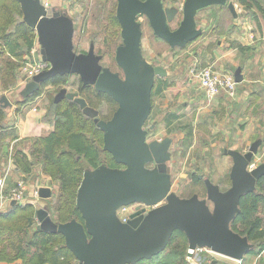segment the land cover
<instances>
[{
	"label": "water",
	"instance_id": "1",
	"mask_svg": "<svg viewBox=\"0 0 264 264\" xmlns=\"http://www.w3.org/2000/svg\"><path fill=\"white\" fill-rule=\"evenodd\" d=\"M23 22L36 33L39 57L49 70L34 76L20 95L27 98L42 84L56 76L77 75L84 86H94L99 93L111 97L118 109L107 122L99 121L98 112L85 100L61 90L56 100L66 98L79 106L82 114L92 119L104 133V150L123 169L100 167L85 174L76 196V208L82 222L56 224L44 209L36 210V230L64 237L65 247L77 264H136L159 255L167 248L174 231L183 232L188 248H206L212 253L241 261L253 246L248 239L235 234L230 224L238 213L242 198L256 189L264 175V163L248 170L261 140L255 141L247 153L225 151L232 158L231 187L225 193L206 182V197L180 198L171 192L166 164L172 140L146 142L144 123L151 111V89L155 77L164 78L166 71L142 61V36L138 17L144 16L153 35L170 48H182L197 39L195 16L211 6H227L237 18L233 0H184L179 26L171 30L175 11L164 9L162 0H116V19L123 45L115 52V62L124 75L102 69L101 57L90 45L87 54L73 51L74 23L71 18L48 10L41 0H17ZM234 82L241 83L240 69L233 70ZM1 105L10 106L6 96ZM154 164L153 170L146 165ZM38 197L49 200V188H38ZM16 205V202H11ZM136 204L156 206L148 213L136 208L127 223L121 224L116 211Z\"/></svg>",
	"mask_w": 264,
	"mask_h": 264
},
{
	"label": "crops",
	"instance_id": "2",
	"mask_svg": "<svg viewBox=\"0 0 264 264\" xmlns=\"http://www.w3.org/2000/svg\"><path fill=\"white\" fill-rule=\"evenodd\" d=\"M44 1L48 2V8L52 13H63L66 8L64 4L60 5L54 0ZM257 1L264 10V0ZM234 8L237 18L233 17L227 6H211L199 10L195 16L199 36L195 42L185 47L170 48L157 38L169 48L170 60L174 64L179 61L174 55L183 53L182 62L177 68L171 73L166 70V75L162 78L180 83L181 95L175 100L171 91L166 90L157 97V101L155 99L157 104L155 102L153 109V112L157 109V117L154 120L156 129L159 119H164L163 126L159 127V130H162V135H168L172 140L168 151L170 158L166 164L167 174L171 180L169 168L171 158L181 154L185 156L187 150L193 146L194 138H197L203 146L218 145V151L214 150L211 155L206 153L202 157H193L191 161L210 159L213 173L209 175L212 178L197 177L200 181L203 180L204 187L208 182L222 193L231 187L230 173L233 166L232 158L225 151L245 154L257 140H261L260 146L264 147V16L257 10H252L255 19H242L238 4L234 3ZM177 16L178 14L175 15L174 21ZM195 44L197 46L194 47ZM36 49L39 50L37 42ZM27 58L29 57L26 56L25 59ZM195 64L199 67L211 66L213 69L229 72L232 75L233 70L240 69L242 81L236 84L235 95L229 97L224 92H220L208 102L198 81L189 74V69ZM7 93L15 98L12 90H8L0 91V99ZM17 99L15 102L8 100L10 106L6 107L0 103V112L3 114V119L0 121V179L3 180L5 189L23 180L27 184V189L28 185L32 187L31 190L28 189L26 200H30L32 204H29L36 207V210L44 209L48 200L41 198L34 200L33 188H40L39 186L54 188V186H51L48 177L41 175L38 169L32 171L30 175L16 171L13 156L15 149L28 154L33 140L45 137L50 132V127L43 119L46 109L41 107L42 95L24 103H22L23 99ZM19 103L21 106L18 105ZM191 111L192 115L189 116ZM196 111L200 113L199 118L194 115ZM197 133L201 134L197 135ZM153 134L151 140L158 142L164 138H153ZM185 144L190 147L185 149L186 151L183 148ZM251 163L256 165L264 163V150H259L252 157ZM208 172L204 168L202 173L208 174ZM205 197L206 187L204 197L201 198ZM13 207L15 205L11 202L0 199V214L8 213ZM35 222L37 226V220ZM203 256H198L200 258L197 260L198 264H264V251L245 255L241 261L221 256H204V258ZM0 264L23 263L21 259H17L13 262L2 260ZM72 264H77L75 259Z\"/></svg>",
	"mask_w": 264,
	"mask_h": 264
},
{
	"label": "trees",
	"instance_id": "3",
	"mask_svg": "<svg viewBox=\"0 0 264 264\" xmlns=\"http://www.w3.org/2000/svg\"><path fill=\"white\" fill-rule=\"evenodd\" d=\"M179 2L182 3L175 0L171 6L178 5ZM233 2L240 7L242 19H255L252 10H257L264 16V10L257 0ZM107 18L113 37L119 35L120 26L115 12H109ZM35 43L36 33L23 22L19 2L0 0L1 92H20L23 89V86H17L20 68ZM67 81V76H56L50 79L47 85L59 89L67 85ZM180 88L181 84L177 81L159 78L153 86V95L160 96L164 91L170 90L177 98ZM40 92L41 88L30 98ZM98 97L108 101L105 94L100 93ZM18 105L21 106V103ZM2 119L3 114L0 112V121ZM44 121L50 126L47 136L34 139L28 154L15 149L13 159L16 171L30 175L39 167L41 174L50 178V184L57 186V193L44 207L54 223L65 224L73 220L82 222L76 208V196L84 175L103 166L109 169L123 167L117 165L104 150L102 130L97 128L93 120L85 117L74 102H52ZM184 146L186 150L189 148L187 144ZM192 176L195 183L202 181L203 185V180ZM35 220L36 207L30 204L15 205L8 213L0 214V261L13 262L21 259L23 264H72L74 257L65 247L64 237L36 230ZM230 229L235 234L247 238L253 246L247 255L264 251V175L257 180L255 191L242 198ZM187 250L188 241L184 233L174 231L164 252L136 264H189L186 260Z\"/></svg>",
	"mask_w": 264,
	"mask_h": 264
},
{
	"label": "rangeland",
	"instance_id": "4",
	"mask_svg": "<svg viewBox=\"0 0 264 264\" xmlns=\"http://www.w3.org/2000/svg\"><path fill=\"white\" fill-rule=\"evenodd\" d=\"M54 1L60 3V5L64 4V6H66V8L64 9V14L70 17L71 19H73L75 23V36L73 40L74 52H80V51L86 52L90 45L92 44L95 45L96 54H99L103 57L102 67L104 68V70L121 76L122 71L115 62V52L117 47L123 45V39L121 38V31H119V35L117 34L114 35L113 37L110 24L107 18L109 12L110 14L113 11L116 13V6H117L116 0H54ZM180 1L182 2V0ZM183 2L181 4L179 2V4L174 7L171 6V3H175L174 0L162 1L164 9L175 11V15L178 14L176 20L175 21L173 20L169 24L171 30H175L180 24L182 18L181 7ZM138 23H140L142 30V36L140 41V55L142 57V61H144V63L146 62L150 66L151 65L160 66L165 71L167 70L169 73H171V71H173L174 68H177V66L182 62L183 53L179 52L174 55L175 58L179 60L177 63L174 64V62L170 60L171 55L169 54V48L153 35V32L149 27L146 18L144 16H139ZM195 46H197V44H195L194 47ZM214 70L217 72H224L217 69ZM69 80L72 91L73 92L77 91V87L79 86L78 78L71 76L69 77ZM42 92L44 93H43L41 107H44L47 110L51 105V103L53 102L57 92L55 87H51L50 89H47V91L43 89ZM179 92L181 95L182 85L181 88L179 89ZM171 93L173 94V98L176 100L177 98L174 97V93L172 91ZM93 94L94 91L92 90L85 92V96L87 97L89 103L91 105H96L92 98ZM80 95L81 94H79V96ZM4 96H6L8 100H11L13 102L17 101L18 100L17 98H19V95H15V98H13L10 95V93L4 94ZM157 100L158 99L156 98V101ZM107 105L108 106L103 105L100 109L101 110L100 118H102L101 120L103 121L108 120L116 108V105L113 104H107ZM156 110L157 109H155L154 111V116L152 117V121L157 117ZM190 115H192V111L189 113V116ZM194 115L195 117L198 118L200 117V113L197 111L195 112ZM163 120L164 119H159V123L157 125L156 131L155 132L153 131L154 134L152 132L153 138H159V137L171 138L168 135H162V130H159V127L163 126L162 125ZM149 122H151V118ZM184 125L187 126L186 124ZM199 134L201 133H197V135ZM207 139H210V137H207ZM215 141L216 140L214 139V142ZM192 144L193 146H191V148L189 147L190 149L187 150L185 156L183 154L176 155V157L173 156L169 162L170 163L169 168L171 172V180H170L171 192L180 198L191 197L193 195H197L200 198L204 197L205 187L202 185L201 182L195 183L194 182L195 180L193 179L192 175L202 176L203 179L212 178V176L209 175V173L210 174L213 173L212 171L213 169L211 168L210 165V159L208 160L196 159L195 162L191 160L193 157H202V155L206 153L211 155V153L214 150L218 151L219 148L218 145H214L213 147H211L210 145H204V146L200 145V142L198 141L197 138H194V142ZM261 147L262 146L259 147L258 151L264 150V147L262 148ZM183 148L185 150V146ZM192 165H196V166L193 167ZM204 168H206L209 171L208 174L202 173ZM36 169H38L39 172L41 173V169L39 167H36L33 171H35ZM151 169L152 168L148 167V170ZM93 172L94 171L90 173ZM48 179L50 183V178L48 177ZM18 182L25 183L23 180H19L16 183ZM51 186H54V188H49L53 193L52 196H54L57 193V186L56 185H51ZM39 187L43 188V186H39ZM28 189L31 190L32 187L28 185ZM202 255L208 257V255L206 256V254H202ZM198 259L200 258L197 257L195 262H193L192 264H198L197 261Z\"/></svg>",
	"mask_w": 264,
	"mask_h": 264
},
{
	"label": "built area",
	"instance_id": "5",
	"mask_svg": "<svg viewBox=\"0 0 264 264\" xmlns=\"http://www.w3.org/2000/svg\"><path fill=\"white\" fill-rule=\"evenodd\" d=\"M41 3L47 9L48 2L42 0ZM39 50L35 47L31 50L29 58L25 59L22 62L20 73H19V83L24 84L41 72L49 70L50 66L48 63H45L39 57ZM189 74L194 77L201 89L205 93V97L208 102L212 101L217 94L224 92L227 96L233 97L235 95L236 83L234 82V77L231 73L226 72H217L211 66L199 67L198 64L193 65L189 69ZM255 163H250L248 170L256 168ZM4 188V182L0 179V199L7 202H16V205H27L30 200H26V194L28 192L27 184L18 182L12 187H10L6 192ZM33 199L37 200L38 197V188L33 189ZM32 204V202L30 203ZM136 208L143 210L144 213H148L156 206L150 207L143 204H136L128 207H122L116 211V217L118 218L121 224H125L128 221L129 216L135 212ZM202 254L208 256H218L212 253L209 249L206 248H195L187 250L186 260L189 264L195 262L196 258Z\"/></svg>",
	"mask_w": 264,
	"mask_h": 264
},
{
	"label": "flooded vegetation",
	"instance_id": "6",
	"mask_svg": "<svg viewBox=\"0 0 264 264\" xmlns=\"http://www.w3.org/2000/svg\"><path fill=\"white\" fill-rule=\"evenodd\" d=\"M42 1V0H41ZM47 10H48V17H51L54 13H52L51 12V10H49V8H47ZM61 14H64V12L62 13V12H60ZM65 15V14H64ZM67 16V15H66ZM70 18V17H69ZM72 21H73V19H72ZM73 23H74V21H73ZM74 36H75V23H74V34H73V40H74ZM163 42V41H162ZM165 43V42H164ZM166 44V43H165ZM93 45V44H92ZM94 46V53L96 54V52H95V45H93ZM90 47V46H89ZM118 48V47H117ZM88 50H89V48H88ZM88 50L85 52V51H80V52H75L76 54H87V52H88ZM117 50V49H116ZM73 51H74V44H73ZM96 55H99V54H96ZM100 57H101V59H100V65H101V67H102V62H103V57L101 56V55H99ZM142 58V57H141ZM152 67H154V66H152ZM102 69H104L103 67H102ZM113 74H115V73H113ZM117 75V74H116ZM67 77H68V81H67V85H63V86H61V88H57V87H55V86H52V85H47V83H44V84H42L41 85V92H40V94L39 95H37V96H40V95H42V97H43V93L44 92H42L43 91V89L44 90H46L47 91V89H50L51 87H55V89H56V92H57V94H56V96H55V98H54V100H53V103H58V102H60V101H63V100H67L66 98H62V99H60V100H56V97H57V95H58V93L61 91V90H66V92L67 93H75V94H77V97H80V98H82V99H84L85 100V102H86V104L88 105V107H90V108H92V109H94V110H96L97 112H98V119H99V121H102V122H107V121H109L111 118H112V116H113V114L115 113V111L118 109V104L111 98V97H109V96H107L106 94V96H107V98H108V101L106 100V99H104V98H101V97H98V95L100 94L98 91H96L95 90V87L94 86H84L83 84H82V82L80 81V78H79V76H77V75H66ZM71 76H73V77H77L78 78V80H79V86L77 87V91H75V92H73L72 91V88H71V85H70V80H69V77H71ZM118 77H119V79L121 80V81H123L124 80V75H123V73H122V75L121 76H119V75H117ZM64 77V76H63ZM159 78H157V77H155V79H154V82H153V86H154V84H155V82L158 80ZM162 79V78H161ZM31 81V80H30ZM30 81H28V82H30ZM28 82H26V83H24V84H20V83H18V85L17 86H23V88H24V86L28 83ZM69 83V84H68ZM153 86H152V89H151V96H150V103H151V111H150V115L148 116V118H147V120L145 121V123H144V126H143V129L147 132L146 133V142L147 143H149V142H151V141H154L153 139L151 140V135H152V132L156 129V122L153 120L152 121V117L154 116V112H153V109H154V105H155V99L158 97V96H154L153 95ZM83 88L82 90H80L81 88ZM16 88H18V87H16ZM90 90H92V91H94V94L92 95V98H93V101H94V103L96 104V105H91L90 103H89V101H88V99H87V97L85 96V92H88V91H90ZM22 91V90H21ZM21 91L19 92V91H15V90H12V92L14 93V95H19V99H23V101H22V103H24V102H27L28 100H30L31 98V96H29V97H27V98H23V97H21V95H20V93H21ZM39 91V90H38ZM37 93V92H36ZM35 94V93H34ZM79 94H81L80 96H79ZM101 94H103V93H101ZM17 97V96H16ZM36 97V96H35ZM34 98V97H33ZM110 98V99H109ZM69 101V100H68ZM70 102H72V101H70ZM107 104H113V105H116V108H115V110L113 111V113H112V115H111V117L108 119V120H106V121H103V120H101L102 118H100V109H101V107L103 106V105H106V106H108ZM79 107V106H78ZM46 112H47V110H46ZM46 115V114H45ZM86 117V116H85ZM44 118H45V116H44ZM43 118V119H44ZM150 118H151V122H149L150 121ZM92 120V119H91ZM45 122V121H44ZM94 122V121H93ZM46 123V122H45ZM47 124V123H46ZM48 126H49V124H47ZM50 127V126H49ZM98 128V127H97ZM101 130V129H100ZM49 134V133H48ZM47 134V135H48ZM46 135V136H47ZM165 139V138H164ZM148 167H150V168H152L151 170H153L154 168H155V165L154 164H148V165H146V168L148 169Z\"/></svg>",
	"mask_w": 264,
	"mask_h": 264
}]
</instances>
